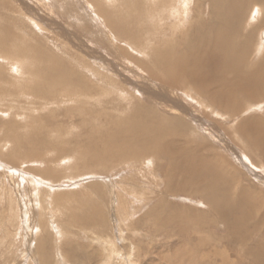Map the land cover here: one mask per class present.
Returning a JSON list of instances; mask_svg holds the SVG:
<instances>
[{"label": "rangeland", "instance_id": "rangeland-1", "mask_svg": "<svg viewBox=\"0 0 264 264\" xmlns=\"http://www.w3.org/2000/svg\"><path fill=\"white\" fill-rule=\"evenodd\" d=\"M188 1L0 0V264H257L264 153L238 125L264 117V98L240 94L229 115L167 80L160 65L214 23L211 0ZM245 2L233 31L254 29L248 70L264 58V10ZM136 118L182 150L153 149L154 132L136 153L104 150ZM213 192L244 206L246 234L212 210Z\"/></svg>", "mask_w": 264, "mask_h": 264}, {"label": "bare ground", "instance_id": "bare-ground-1", "mask_svg": "<svg viewBox=\"0 0 264 264\" xmlns=\"http://www.w3.org/2000/svg\"><path fill=\"white\" fill-rule=\"evenodd\" d=\"M245 1L246 0H211V2L209 1L210 4L212 5L211 10L214 12L215 15L214 23L210 22L206 26L207 28H201V25H194L193 29L196 35L195 39H191V40L189 39V42L183 43L182 45L183 50L178 51L179 53L176 54V56L171 60V64L173 65H167L166 67L160 65L162 66L161 67L162 70L164 69L163 70L164 72L165 71L174 72L175 75H171L168 73L169 75H171V77L167 79L170 83H172V86L175 84L179 85L180 84L179 81L181 82V79L179 77L181 76L182 79L184 77L188 83L193 85L194 89H198L199 92H202L208 98L210 104H212L214 108L219 107L224 111L230 109L231 114L229 115H235L234 113H238L241 110V106L239 104L240 94L249 97V101H248L249 104H253L255 101L264 98V58L260 61L255 60V64L248 70L247 69L245 70L240 65L245 63L249 57V51H251L250 50L251 40L249 37H251V35L253 34L252 32L254 31V29H251L249 31L245 30L244 32L246 34L242 35L241 38L239 39L234 38V34L237 31L238 32L241 31L240 26L242 24V19L244 18V10H245L244 5L247 4V2ZM250 1L252 2V0ZM254 1L257 2L256 4H258L261 10H264V0H254ZM263 14L261 15L260 18V20L262 19V21H264ZM256 17H259L257 11H256ZM253 19L255 20V17H253ZM173 28L170 27L171 30ZM233 30H235L236 32H234ZM186 36H188V34ZM253 57L255 58V56ZM161 62L162 60L159 61L158 58L155 63H161ZM155 65L159 66V64H155ZM233 84H235L238 87L237 92H234L231 89V86ZM259 97L262 98L258 99ZM241 101H246V98H242ZM234 103H237V105H235ZM173 118L174 120H177L176 117ZM142 121L147 122L146 120H142V118L141 119L136 118L127 121L125 124H120L119 126H117L118 131L121 132V134L125 135L127 140L123 139L125 141V143L122 141L123 144H120V142L117 141L119 143L118 144L115 140H113L110 143V145L104 150L108 151L111 147H115L118 148V151L130 150L131 154L136 153L138 152L137 151L138 149L133 147L135 146L134 143L135 139L139 137L140 140L147 141L148 136L146 133H150V132H154L152 135L154 139L148 142L149 143L148 145H150L153 149L160 148L162 149V151H165L170 156L173 154H177L180 150H182L184 143H179L173 140L175 139V136L173 135L166 136L164 134V129L155 127L149 124L148 122L143 125L142 123L144 122ZM136 129H139L142 132L140 131L136 132ZM238 132L241 133V135L245 138V141H247L249 145H251L254 148H258L260 151H262V153H264V150L259 147V145L264 144V117L257 116V117H248L243 119L238 125ZM171 136L173 138H171ZM107 139H113V138H107ZM129 140H131L132 142H129ZM203 157L204 156H202V158ZM183 160L181 161V163L183 162ZM205 160L206 159H204V161ZM194 173L195 172L192 171V174ZM203 175H205L204 172ZM200 177H202V175H200ZM219 196H220L219 193L217 194L214 192L206 195L209 204L212 206V210H215L223 217L226 215H230L228 218L224 217V219H227L225 225L228 228H230L231 234L236 235L237 233H240V235L238 236H243L244 234H246V228H245L246 226H245L244 218L242 216L239 217L238 214L245 213V210H243L244 206L241 207V205H239L241 203H239L240 201L239 202L236 201L238 199L231 200L226 196H224L223 198H220ZM258 246H259V250H257L258 252L256 253V255L253 256L254 254L253 251H252L253 254L251 255L254 257L253 260L255 259L257 261V264H264V243H258Z\"/></svg>", "mask_w": 264, "mask_h": 264}]
</instances>
